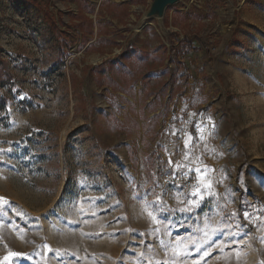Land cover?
I'll return each mask as SVG.
<instances>
[{"label": "rangeland", "instance_id": "rangeland-1", "mask_svg": "<svg viewBox=\"0 0 264 264\" xmlns=\"http://www.w3.org/2000/svg\"><path fill=\"white\" fill-rule=\"evenodd\" d=\"M150 2L0 0V264H264V0Z\"/></svg>", "mask_w": 264, "mask_h": 264}, {"label": "snow or ice", "instance_id": "snow-or-ice-1", "mask_svg": "<svg viewBox=\"0 0 264 264\" xmlns=\"http://www.w3.org/2000/svg\"><path fill=\"white\" fill-rule=\"evenodd\" d=\"M186 143H187V141H186ZM190 171L197 172L198 178H200V180H201V185H203V187L205 189L206 188H210V184L205 185L204 181H203V178L199 176V174L201 173L202 170L195 169V170H190ZM186 195H190L192 197V199L189 201V205L186 208L180 209V211H182V212H191L194 208H199L201 206L203 200H204V196L201 195V187H196L195 191H193L190 194L186 193ZM2 199L3 198H0V200H2ZM5 203H7V202H5ZM151 204H152L153 207H156L158 211H161V212L163 211V208L160 206V201L159 200L151 202ZM173 211H175V210H173ZM148 215L153 219L154 222H156V217L153 216V214L151 212H149ZM233 215H235V214H233ZM245 217H247V213H245ZM179 243L180 242L177 241V245ZM193 244H195V242H193ZM173 251H174V253L176 255L186 254V253H181L177 248H174ZM14 255H17V254H14ZM141 256H143V254H141Z\"/></svg>", "mask_w": 264, "mask_h": 264}, {"label": "water", "instance_id": "water-1", "mask_svg": "<svg viewBox=\"0 0 264 264\" xmlns=\"http://www.w3.org/2000/svg\"><path fill=\"white\" fill-rule=\"evenodd\" d=\"M178 1L179 0H151L150 5L144 12V16L142 18L143 25H147L148 23L145 20L151 18H157L158 22L161 23L163 21L166 8Z\"/></svg>", "mask_w": 264, "mask_h": 264}, {"label": "built area", "instance_id": "built-area-1", "mask_svg": "<svg viewBox=\"0 0 264 264\" xmlns=\"http://www.w3.org/2000/svg\"><path fill=\"white\" fill-rule=\"evenodd\" d=\"M185 185H186L187 188H191V184H190V182H186Z\"/></svg>", "mask_w": 264, "mask_h": 264}]
</instances>
